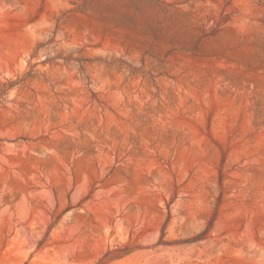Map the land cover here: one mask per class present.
Wrapping results in <instances>:
<instances>
[{
    "label": "rangeland",
    "instance_id": "rangeland-1",
    "mask_svg": "<svg viewBox=\"0 0 264 264\" xmlns=\"http://www.w3.org/2000/svg\"><path fill=\"white\" fill-rule=\"evenodd\" d=\"M0 264H264V0H0Z\"/></svg>",
    "mask_w": 264,
    "mask_h": 264
}]
</instances>
